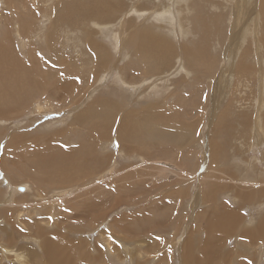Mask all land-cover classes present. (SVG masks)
<instances>
[{
	"label": "rangeland",
	"instance_id": "374dc122",
	"mask_svg": "<svg viewBox=\"0 0 264 264\" xmlns=\"http://www.w3.org/2000/svg\"><path fill=\"white\" fill-rule=\"evenodd\" d=\"M45 1L43 4L38 0V9L32 0H0V33L5 24L11 28L12 43L7 39L5 44L17 52L21 43L27 41L18 40L14 33L15 29L22 33L26 15L32 12L37 15L38 26L45 24L42 22L49 19L52 10L58 15L55 25L61 30L57 32L60 40L56 39V42L53 39L57 43V53L52 58L47 57L44 45L30 43L28 53L34 56L25 58L28 59L24 65L26 68H31L28 64L33 60H42V68L50 70H57L64 60L76 65V68L71 66L67 69V75L66 71L58 70L50 81H40V71L36 70L23 73V76L20 72L15 74L24 85H14V77L11 76V96L21 97L29 90L32 100L27 101L31 103L29 108L25 106L27 109L18 101L19 106L11 107V111H17L18 115L11 114L10 120L0 122V264H16L11 260V252L17 251L18 247L27 253L38 252L39 233H57L70 239L68 257L71 264H136L141 255L151 260L149 264H183L180 254L182 242L198 237L202 244L205 239L203 235L201 237V231L205 229L200 228L197 215L210 205H214V210L205 215L211 218L232 215V211L239 207L230 194L236 195L234 188H238V193L241 188L238 180H230L229 175L241 173L238 175L241 178L244 172L255 182L260 181V176L264 182V18L256 15L241 30L237 28L236 31L243 35L242 43L236 52L230 47L225 55L224 48L232 42L236 0H197L187 8L193 14L188 20L183 19L179 12V19H173L175 26L167 27L166 23L162 28L168 33V38L175 40L174 48L170 50L172 67L167 65L164 69L168 84H164L163 92L160 90L163 93L160 98L148 100L151 96L149 90L159 83L150 72L153 86H147L148 77L143 71L159 65L155 59L146 61L135 50L136 58L127 50L123 53L127 58L116 63L119 54L112 47L109 28L100 27L106 24L88 18L85 22L72 24L75 31L73 28L72 31L67 30L71 27L65 16L61 18L63 10L67 5L75 8L85 1L63 0L60 13L51 6L52 0ZM151 1L158 3L157 0ZM175 1L178 0H167L166 3ZM125 3L130 4L129 0ZM45 5L49 6L46 10L51 9L50 13L43 14ZM124 5L120 4L123 9L126 8ZM214 7L219 11L213 10ZM210 10L214 14H209L208 20L202 19V25L205 24L201 28V22L195 16L206 15ZM229 12L232 13L231 18ZM132 17L121 12L117 18L101 22L114 24L112 20L119 19L124 30ZM83 29L93 30L95 39L109 52L108 55L105 52L107 58L102 62L110 65L109 69L92 81L87 80L91 70L87 65L90 61L86 62V58L90 57L91 51L82 42L80 33ZM254 36L258 38L256 42ZM182 44L190 50L186 58L182 56ZM197 47L206 49L207 53H199ZM200 55L204 56L205 62ZM234 56L242 57H238L240 62L246 60L252 64V69L247 71L246 68L232 66ZM8 66L0 58V72ZM141 66L145 67L139 70ZM122 68L140 79L125 82L122 89L119 83L122 77L118 76ZM74 69L79 72L75 73ZM91 74L94 77L93 71ZM138 92L141 98H136ZM50 94L61 97L48 100ZM2 95L5 96L4 93ZM96 99L100 100L99 106L85 117L83 132L73 134L71 140V125L49 138L48 129H62L65 126L62 120L69 121L78 111L73 103L83 107ZM150 102L161 104H155L157 112L155 109L142 112ZM116 105L123 108L122 113L127 111L124 118L128 125L147 116L158 115L164 126L151 122L153 129L158 130L157 152L151 149L150 152L145 149L142 152L139 136H135L136 139L132 136L130 144L134 145L131 149H126L130 144L125 148L117 127H109L115 121H105L100 117L104 106L109 111L117 109ZM133 113L134 116H129ZM245 116L250 117L246 128ZM16 125H20L17 131ZM105 125H108L105 138L85 136L87 133L103 134ZM9 130L16 133L11 143L6 140L9 139ZM151 137L146 138L151 141ZM167 137L171 139L169 142L165 141ZM184 137L188 141L179 145L177 142H182ZM104 143L107 144L106 152L101 148ZM99 154H107L108 158L90 165V160ZM204 175L217 182L215 194L208 197V203L206 198L196 199L200 189L208 185L202 182ZM155 181L165 186L152 187ZM18 184L27 185L24 192L15 188ZM177 192L179 197L172 194ZM171 194L176 198L173 199L175 196ZM249 203L242 209L245 218H257L259 213H264V208L255 206V201ZM222 206L228 209L227 213ZM162 222L168 225H160ZM217 238L224 242V250L234 257L236 264L237 257L245 264H258L264 256L259 243L253 254L239 256L234 247L235 240L227 232H222ZM106 241L115 245L114 251L108 250ZM191 255L199 257L201 254L192 250ZM164 257L165 261L162 260ZM220 260L211 264H227L224 261L220 263ZM42 261L40 258L34 264Z\"/></svg>",
	"mask_w": 264,
	"mask_h": 264
},
{
	"label": "bare ground",
	"instance_id": "6f19581e",
	"mask_svg": "<svg viewBox=\"0 0 264 264\" xmlns=\"http://www.w3.org/2000/svg\"><path fill=\"white\" fill-rule=\"evenodd\" d=\"M3 1H7V0H3ZM32 1L35 4V7L39 9L38 0H32ZM83 1H85V2H81L80 4H77L75 8H73L72 5H67L65 7V9L63 10V17H61V18H64V16H65V18L69 24V27H71L70 30L69 29H67V30L72 31V28H73V31H75V27L72 24H74L76 22H85L88 18H91V19H93V21H96V22L104 24V25L106 24L105 26L100 25V27H102V28L108 27L109 28L110 34H108V35L110 36V39L112 38L111 39V41H113L112 47L114 50L117 51V54H119L118 60L116 59V61H115L116 63L121 62L119 60H122V59L125 60L127 58L126 55L125 56L123 55V53L127 50L130 53H133V55L135 57H136L135 50L140 52L146 61H148L150 59H155V61L157 63H159V65L154 66V67L151 66L150 69L143 71V74L147 75V77H148V80L146 83L147 86H149V87L153 86L152 78H151V75L149 74L150 72L155 75V79L159 83L157 86H155L149 90V93L151 94V96L148 97L147 99L148 100H154V99L160 98L163 94L162 92L164 91V88L166 87V85H164V84H166V83L168 84V82L166 81L167 75H166L164 69H166L165 67L167 65H168V67H172V65L170 63V56H172V52H170V50L173 49L174 45H175V40H171L170 38H168V33L162 28H163V26L166 25V23H167V27L175 26V22L173 21V19L174 20L179 19V14H178L179 12H180L181 17L183 19H185V20L191 19L193 14L191 12H189L187 8L190 5H192L194 2H196L197 0H178V1H175V3H173V4H167L166 3L167 0H157L158 3L156 1L152 2L151 0H140L139 2L134 1V0H131V1L129 0V3H130L129 6L125 3L128 0H83ZM40 2L45 4V2H47V1L40 0ZM62 3H63V0H52L51 6L53 7V9H55V11L57 10V12L60 13L59 9H60V6ZM121 3H123V5L126 4V5H124V7H126L125 9L122 8L123 6H120ZM13 6H14V4L11 5V7H13ZM44 7L46 10V8L49 6L45 5ZM217 9H218L217 7L213 8V10H217ZM233 9H234V14H233V22H232L233 24H232V30H231V34H232L231 41L232 42H230V45H227L226 48H224L225 49L224 54L228 53V51H230L229 50L230 47L234 48V50L236 52V48H238L241 45L243 35L240 32L236 31L237 28H240V30H241V28L246 24V22L248 20L252 19L256 15H260L261 17L264 18V0H250V1L236 0L234 2ZM49 10L51 11V9H49ZM49 10L47 9L43 14H46L48 12L50 13ZM213 10H210V12L207 13L206 15L197 14L195 17H196V19L200 20L201 25H202V19L206 20L207 16L209 18V14H214L212 12ZM53 11L54 10H52L51 16L49 17V19L45 22H42L45 24H42L39 26L37 25V23H38L37 15H35L33 12L31 13V15H26V20H25V22H23L22 33L18 29H15L16 31L14 33L15 37L18 40H20V41L26 40L27 41V42L21 43L18 52L15 49L8 48L5 44V41L7 39L10 41V43H12L11 42V28L6 27V24H5L3 26L5 28H2V30H1V33H0L1 34L0 58L6 62V66L9 65L8 68H6L5 70L0 72V116L5 118V119H2L0 117L1 123L6 121V120H10L11 114L18 115L17 111H11V107H14L15 105L19 106L18 101L23 103V105H24L23 108L25 106L27 108H29L31 103H29L27 101H30V99L32 100L31 94H30L31 92L29 90H27L26 94L22 95L21 97H19L17 95L11 96L12 95L11 94V76L14 77L13 84L18 85L19 83L21 84L22 81H20V79L15 76V74L17 72H20L23 76V73L27 72V74H28V71H31V72H33L35 70H36L35 72L40 71V74H39L40 81H46V80L50 81L52 75H54V73H56L58 70L64 71V72L66 71V75H67V72H68L67 69L72 68V67L76 68V65H74L70 62H66L65 60L63 61V64L61 67H59V66L57 67L58 68L57 70H50L48 68H46V69L42 68V66H43V63L41 62L42 60L41 61L40 60L31 61L28 64L31 66V68H29V69L24 66V65H27L26 62L28 61V59H25V58H29V57L34 56V54L28 53V46L30 43H34L35 46H36V44L42 45V47L44 45L45 46L44 49L47 51V53H46L47 57L52 58L55 56V53H57L56 52L57 43L55 44L54 42L56 41V39L60 40V38L57 37V32L61 31V30L59 27H57L58 25H55V20L58 17V15L56 13H54ZM218 11H219V9H218ZM121 12H125V13L133 16L130 19V21L128 22V24L124 30H122V28H121L119 19L118 20H112V21H114V24L111 23V21L106 22V23L101 22V21H107V20H110L113 18H117V14L121 13ZM229 17L230 18L232 17L231 12H229ZM208 18H207V20H208ZM135 20H137L138 22H136ZM4 21H7V20H4ZM10 21L11 22L13 21L12 18ZM203 25L201 26V28L203 27ZM63 26H64V24H63ZM86 27L87 26H85V28ZM92 29L94 30V28H92ZM95 29H96V27H95ZM84 30H86V29L81 30V33H80L81 36L83 37L82 42L85 43V45L87 47H90L88 49L91 51V55H92V56L90 55L89 58H86V62H87V60L90 61V62L88 61L89 64H87V65L89 66V70H91V71H89L87 80L92 81V78H94V80L98 79L99 75L107 72L110 65L102 63L104 61V59L107 58L105 56V52L107 53V50L105 49L106 47L102 48L103 45L101 44V42L98 43L99 41H97L95 39L96 35L93 34L94 33L93 30H91L92 32H89L87 30L84 31ZM97 30L98 29H96V31ZM124 31H128V32L125 33ZM95 34H96V32H95ZM173 34L176 35L175 33H173ZM77 35H79V34H77ZM105 35H107V34H105ZM239 36H240V39H239ZM175 38L178 39L177 37H175ZM53 39H55L54 42H53ZM107 39H109V38H107ZM254 39H255L254 42H256L258 40V38H256V37ZM259 40H260V38H259ZM56 42H58V41H56ZM182 46H184V45L182 44ZM190 47L191 48L194 47V44ZM49 49H52V50H49ZM198 49L200 50L199 53H201V54L207 53L206 49H204V48L200 49L197 47L196 50H198ZM33 51H32V53H33ZM189 51H190L189 48H185V46H184V48L181 50L182 56L184 58H186L187 53H189ZM108 53H107V55H108ZM38 54L39 53H37V56H38ZM50 55H52V56H50ZM200 56L202 57V59L205 62L204 56L203 55H200ZM227 56H229V58L231 57L230 55H227ZM238 57L239 56L233 57V60L235 63L232 64V66L237 67V68H246L247 71L249 69H252V66H253L252 64H251L252 65L251 66L248 62H246V60H243L242 62H240L238 60ZM38 58L40 59V57H38ZM239 58L242 59V57H239ZM69 60L73 61L71 59H69ZM56 63L58 64V62H56ZM152 65H154V64H152ZM144 67L145 66H141L139 68V70L141 68H144ZM14 68H15V70H13ZM11 71H12V73H11ZM74 71H75V73L79 72L76 69H74ZM92 71H93L94 77L91 74ZM118 76L122 77V80L119 81V77H116L115 79L119 81L122 89H123L122 86L125 82H127V81H138L140 79V77L134 76L131 73H128L126 70H124V68H122V70L118 74ZM22 85H24V84L22 83ZM25 85H27V84H25ZM108 88H111V86H108ZM111 90H113V88H111ZM160 90L161 91L163 90V91L160 93ZM145 92H147V91H145ZM2 93H4L5 96H3ZM116 93H117V91H116ZM149 93H147V94H149ZM60 97L61 96L58 94H50L48 96V100L52 99V98L53 99H56V98L59 99ZM112 97H113V95H112ZM137 97L141 98V94L139 92L137 93L136 98ZM33 102H34V100H33ZM98 102H100V100H98V99L92 100L91 103H89L88 105L83 106V107L79 106V104L77 105V104L73 103L74 104L73 107L76 106L78 108V111L72 114L71 119L69 121L64 122L62 120V123L65 124V126L62 129L60 128V130H56V131L48 129L49 138L50 139L53 138L57 134L58 131L66 130L71 125H73V127L71 128L70 133H69L71 140L73 139L72 138L73 134H76V133L79 134L80 132H83L82 128L84 127L83 122H84V120H86L85 117L90 114L91 110H93L97 106H99V105H97ZM134 102H136V101H134ZM155 104H157V106H159L160 103L159 104L155 103ZM155 104H152L150 102V105L146 106V108H144L142 112H149V111H152L153 109H155L154 112H157L158 108ZM35 106H36V104H35ZM37 106L39 107V105H37ZM26 107H25V109H27ZM132 107H134V106H132ZM116 108L117 109H112V110L108 111L107 107L104 106L102 108L103 110H102V114L100 115V117L103 118L105 121H107V120L108 121H110V120L115 121L114 125L109 126V127H111V128L117 127V130L120 133V139L123 142V145L125 146V148L132 141L131 140L132 136H134V137L139 136L140 142L142 143V146L139 145V147H140V149H142V152H145L143 149H145L147 151H149L151 149L154 153L157 152V150H158V146H157L158 134H156V133H158V130L153 129V127L151 126V122H156V123L164 126L163 123L158 119L159 118L158 115L157 116H147L146 118L140 120L137 123H131L130 125H128V123L125 121V118H124L127 111L122 113L121 110L123 108H118L117 105H116ZM162 109L163 108H161V110ZM140 110H141V108H140ZM258 112H259V109H258ZM261 112H260V114L258 113L260 116H261ZM215 114L216 113L214 110V113H213L214 117H215ZM96 115H97V113H96ZM134 115H135L134 113L129 114V116H134ZM263 117H264V115H263ZM248 118H250V117H247V116L243 117V122H244L245 128L248 125V123L250 122V119L248 120ZM79 120H81V121L78 122ZM89 121H91V120H89ZM255 121H257V120H255ZM57 122H59V121H57ZM116 122H117V124H116ZM259 122H258V124H260ZM263 122H264V120H263ZM196 123H197V121H196ZM256 124H257V122H256ZM262 124H264V123H262ZM24 125H26V124H24ZM49 125H50V122H49ZM4 126H7V125H3V127ZM19 127H20V125H16V128H17L16 131L18 130ZM107 128H108V125H105V127L103 128V134L99 133L96 135H92L91 133H87L85 136H87L88 138L92 137V138L103 139L107 136V133H106ZM37 129H38V127H37ZM39 129H41V128H39ZM98 131H100V130L98 129ZM15 134L16 133L11 132V130L7 131V135H8L9 139H6V140L10 141V143H11ZM151 135H152L151 141H149L146 137H150ZM135 139H136V137H135ZM165 139H166L165 141H167V142H169V140H171L168 137ZM187 141H188V138L184 137L182 142L178 141L177 143L179 145H181L182 143L185 144ZM170 142L172 143V141H170ZM132 145H134V144H130L126 149H131L130 147ZM106 147H107V144H105V143L102 144L101 148H102L103 152H106ZM107 158H108L107 154H99L90 160V165H92L96 160H104ZM157 173L158 172L156 171V174ZM238 175H241V173H237L236 175H229V178L232 181L238 180V187L241 188L239 193H238V188H234V192L236 193V195L230 194L231 199L239 207L232 211L233 212L232 215L227 214L225 216H221L220 218H211L208 215H205L207 212L214 210L212 208V206H214V205H210L206 209H203L202 212H200L197 215V217L199 219V224L201 226L200 228L205 229V230L202 229L203 231H201V237L203 235L205 239H204L202 244H200V240L198 237L195 240L185 239L182 242L180 254H181V259H182L183 264H211L212 262H214L215 260H217L219 258L221 259L220 263L224 261V263H227V264H233V262H234V264H236L234 261L235 260L234 257L232 255H230V253L227 250L226 251L224 250V242L220 241V239L217 238L219 236V234H221L222 232H227L231 237L234 238V240H235V243H234L235 246L234 247L237 248L236 253L239 256L246 255V254L251 255L250 253L253 254V250L256 248L258 243H259L258 246L260 248L264 249V213H259L256 216L257 218L247 219V218H245L246 217L245 212H243V210H242L243 207L250 205L249 201L251 203L253 201H255V206H260V207H262V209L264 208V199H263V197H264V188H263L264 182H263L261 176L259 179L260 181L255 182V180H253V178L249 174H246L243 172V176L241 178H238ZM256 178L258 179V177H255V179ZM173 179H175V176L173 177ZM202 179L204 180L202 182H205L208 185L205 184L206 186L203 189H200V191L197 193L196 199L199 200V198L200 199L206 198V201L208 203V202H210V199L208 197L214 196V194H215V187L217 186V182L215 181L214 178L211 179L210 176H208V175L202 176ZM163 186H165V185H163L159 181H155L152 184V187L161 188ZM26 187H27L26 184H23V185L18 184L15 186V188L21 192H24ZM50 191H53V189L51 188ZM172 194H175V195L177 194V197H179V195H180L179 192L172 193ZM175 198H176V196L173 199H175ZM222 209H223V211H225L227 213V211H228L227 208L222 206ZM160 225L167 226L168 223L166 224L165 222H162ZM37 241H39V246H40V249L38 250V252L27 253L24 249H22L20 247H18L17 251H13L11 249L13 251V252L9 251V252H11V260L13 262H15L16 264H34V261H37L38 259L43 258V261L41 264H71L69 257H68V248H69V243L71 242L70 239H67L66 237L61 236L60 234H57V233H49L47 235H43L42 233H39ZM245 242H247V243H245ZM105 245L109 251L115 250V245L112 244L110 241H106ZM13 247L14 246H11V248H13ZM218 247H220V251H218ZM222 249L224 252L221 251ZM192 250L198 251L201 255L199 257H193L191 255ZM218 252H220V253H218ZM244 253H246V254H244ZM232 257H233V260H232ZM249 258H251V257H249ZM165 259H166L165 257L162 258V260H164V261H165ZM236 261H238V264H245L244 262H242V260H240V257H237ZM150 262H151V260L146 258L145 255H141L140 257H138L136 264H149ZM262 262H264V256H262L261 260H259V262H257V263L261 264Z\"/></svg>",
	"mask_w": 264,
	"mask_h": 264
},
{
	"label": "snow or ice",
	"instance_id": "6c2138e0",
	"mask_svg": "<svg viewBox=\"0 0 264 264\" xmlns=\"http://www.w3.org/2000/svg\"><path fill=\"white\" fill-rule=\"evenodd\" d=\"M158 239H159V237H158ZM101 247H103V245H101ZM249 264H251V262H249Z\"/></svg>",
	"mask_w": 264,
	"mask_h": 264
}]
</instances>
